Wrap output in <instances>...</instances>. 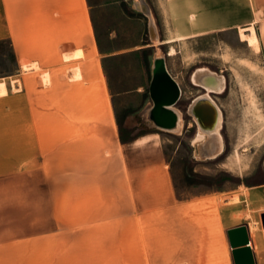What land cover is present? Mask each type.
I'll return each instance as SVG.
<instances>
[{
    "label": "rangeland",
    "instance_id": "1",
    "mask_svg": "<svg viewBox=\"0 0 264 264\" xmlns=\"http://www.w3.org/2000/svg\"><path fill=\"white\" fill-rule=\"evenodd\" d=\"M140 2L161 43L188 39L157 45ZM85 3L82 31L25 32L39 21V3L0 0V83L7 87L0 96V264H129L121 255L129 238L160 228L115 214L117 198L135 195L122 186L152 180L142 172L149 151L128 147L146 135H159L164 167L182 195L264 183V54L253 30L240 31L257 22L263 41L264 18L243 16L227 0ZM170 47L176 56H167ZM157 51L181 89V134L146 119ZM76 52L83 55L71 57ZM200 70L225 81L222 94H211L224 117V151L203 159L189 111L205 92L193 82Z\"/></svg>",
    "mask_w": 264,
    "mask_h": 264
},
{
    "label": "crops",
    "instance_id": "2",
    "mask_svg": "<svg viewBox=\"0 0 264 264\" xmlns=\"http://www.w3.org/2000/svg\"><path fill=\"white\" fill-rule=\"evenodd\" d=\"M18 1L25 3L28 0ZM33 1L39 3V21L26 23L34 28L25 29V32L71 33L82 31L80 27L89 25L85 0ZM227 2H231L232 9L241 7L243 16L264 18V0ZM24 10L25 6L20 5L18 15L25 16ZM256 23H249L248 29L240 31L250 33L253 30L258 52L264 54V40L258 39ZM82 55L76 52L71 57ZM75 77L81 79V72ZM0 90V96L7 93L5 83H0ZM105 102L112 116L109 99L106 98ZM159 144L158 134L146 135L128 144L130 149L149 151L150 156L142 172L152 180L122 186L123 193L128 190L135 195L122 197L120 201L117 198L115 201L121 207L115 209V214L125 218L124 223L127 224L158 225L160 228L151 234L145 230L138 231L129 238L130 245L121 255L130 258L129 264H234L227 232L246 225L255 264H264V183L238 187L226 185L217 189L194 190L189 196L182 195L183 192L172 183L171 174L164 167L165 158Z\"/></svg>",
    "mask_w": 264,
    "mask_h": 264
},
{
    "label": "water",
    "instance_id": "3",
    "mask_svg": "<svg viewBox=\"0 0 264 264\" xmlns=\"http://www.w3.org/2000/svg\"><path fill=\"white\" fill-rule=\"evenodd\" d=\"M149 96L152 106L146 112L148 123L160 131L173 132L176 130L179 116L175 111V106L181 98V89L170 74L164 56L156 57L153 61ZM189 111L200 130L211 133L216 129L219 123V111L209 99L195 100ZM227 235L233 249L234 264H255L247 226L231 229Z\"/></svg>",
    "mask_w": 264,
    "mask_h": 264
},
{
    "label": "bare ground",
    "instance_id": "4",
    "mask_svg": "<svg viewBox=\"0 0 264 264\" xmlns=\"http://www.w3.org/2000/svg\"><path fill=\"white\" fill-rule=\"evenodd\" d=\"M137 6L149 16L150 21H151V25H150L151 34H152V37L157 40L156 44L165 45V43H161V40L158 39L157 29L155 25V18L153 14L151 13V11L149 10V8L143 2H140ZM183 40L184 38L179 37L178 40L176 39V41H169L166 43V45H170L175 42H179ZM176 55H177V52L175 48L170 47L169 53L167 56L174 57ZM156 57H163L161 51H157ZM28 70L30 69L26 67L25 71H28ZM46 81H49V80H46ZM193 82L199 85L200 87H202L205 91L203 95L199 97L198 99H201V98L209 99L217 107L219 111V123L213 132L205 133L200 129L198 131V135L196 137L195 143L199 145L200 154H197V157L199 159H203L206 157H215L223 153L224 151V142H223V137L221 134L222 129H223V124H224V117H223V113L221 109L216 104V102L212 99L211 94L212 93L222 94L224 90V86H225V81L223 77H220L208 70H200L195 74L193 78ZM175 111L177 112L179 116V123H178L177 129L174 130L173 132L175 134H181V132L183 131V128L185 127L184 117H182V113L179 110L175 109Z\"/></svg>",
    "mask_w": 264,
    "mask_h": 264
}]
</instances>
